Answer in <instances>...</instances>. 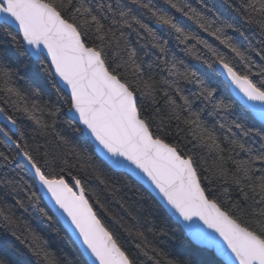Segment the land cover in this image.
<instances>
[{
    "label": "snow or ice",
    "instance_id": "6c2138e0",
    "mask_svg": "<svg viewBox=\"0 0 264 264\" xmlns=\"http://www.w3.org/2000/svg\"><path fill=\"white\" fill-rule=\"evenodd\" d=\"M163 4L168 9L151 0H0V97L13 112L26 113L39 135L47 137L51 129L57 138V150L47 147L52 140L30 150L15 116L0 107V135L17 150L11 158L0 151V160L18 161L33 180L28 184L21 177L19 185L6 177L0 180L5 195L15 201L9 204L0 197V224L21 243L31 238L29 249L37 264L55 261L46 242L35 243L40 238L34 232H20L16 210L28 211L30 206L51 219L38 207L43 199L38 193L47 195L71 222L94 264H143L140 256L160 264L156 258L160 253L150 248L143 232L125 229L139 241L137 251H132L99 218L86 197L83 178L72 170L90 168L89 178L104 184L101 170L86 150L71 146L56 131L60 109L53 106L49 125L36 116L42 109L35 102L31 109L26 104L21 108L28 93L40 95L31 85L23 90L17 86L24 79L19 74L21 65L38 66L34 78L41 72L49 78L58 99L83 128L73 126L71 119L66 122L94 141L96 158L142 174L197 243L215 248L226 264H264V63L257 64L251 55L264 62V47L257 50L249 42L242 49L229 35L237 33L249 40L247 26L264 37V0H227L235 14L231 20L205 0H199L198 8L188 0H163ZM133 34L138 47L129 39ZM9 48L15 49V60ZM149 54L156 58L147 64L146 74L143 57ZM189 58L211 70L206 75L217 87L189 67ZM185 85H195L197 91L185 94ZM221 85L233 86L237 95L219 98ZM197 101L211 105L209 115L219 117L222 136L202 119L205 109L193 107ZM171 121L177 122L183 147L164 138L172 135L164 132ZM60 145L68 147L61 151ZM197 151L207 156L197 159ZM213 183L233 187L241 199L225 207L228 201L219 200V188H213ZM96 204L104 208L98 198ZM0 264L7 262L0 259Z\"/></svg>",
    "mask_w": 264,
    "mask_h": 264
},
{
    "label": "trees",
    "instance_id": "16d2710c",
    "mask_svg": "<svg viewBox=\"0 0 264 264\" xmlns=\"http://www.w3.org/2000/svg\"><path fill=\"white\" fill-rule=\"evenodd\" d=\"M95 2L96 0H93V3ZM151 2L156 4L158 7L168 9V6L163 4V0H151ZM188 2L193 7H199V0H188ZM205 3L227 19L231 20L232 16L235 15L228 9L227 0H205ZM169 11L171 10L169 9ZM145 22L148 21L145 20ZM245 30L249 40H244L237 33L229 32V35L233 36L234 42L239 44L242 49L247 48L249 42H251L252 46L257 50L264 47V43H262L264 42V37L259 34L258 29L254 27L248 28L246 26ZM205 38L208 39L210 43L218 45V42L214 41L211 37H207L205 35ZM129 39L133 42V47H138V45L135 44L136 38L134 34L131 35ZM219 47H221L222 51H227L226 49H223L222 46ZM9 51L15 60V49L9 48ZM177 54L183 57L182 52H178ZM251 55L257 64L264 63L258 56L255 55V53H251ZM155 58L156 56L153 54L143 57L145 62L144 71L146 74L149 71L147 69V64L152 63ZM186 62L192 70L197 71L199 75L211 84V86L217 87V84L208 80V76L206 75V73L211 70L200 64L199 61H195L190 58L186 59ZM18 63L19 61H17L13 66L15 67ZM36 67L32 65H29L28 68H24L22 65L20 66L19 74L23 76L24 79L18 80L17 86L23 90L28 85H31L32 88L38 90L40 93L38 97L28 93L27 99L23 101L20 106L23 108L26 104L28 108L31 109L32 103L35 102L39 105V108L42 109V111H36V116L40 118L41 121L49 125H51L53 120V117L49 115L53 106L60 109V115L55 117L56 131L65 136L71 142V146H75L81 151H87L88 155L92 157V162L95 163L101 170L103 174L102 178L106 183L102 184L94 178L90 179V168L87 172L77 169H73L72 171L74 174L83 178L86 189V197L90 199L91 203H93L94 208L102 222L118 235L120 242L132 251H137L135 244L139 241L135 239L134 235L129 236L128 232L125 231V229H131L133 234H135L136 231L144 233V236L149 242L150 248L155 247L160 253V255L156 257L159 259L160 264H168V261L170 260L177 261L179 264H184L186 261L191 262V264H223L213 255V253L192 244L185 236L182 229L172 221L165 210L145 188L128 175L114 171L106 163H101V161L96 158L97 154L93 151L94 148L85 136L81 133L73 131L72 127H70L66 122L70 120V118L66 115L68 105L64 103L63 100L58 99V93L52 87L49 78L43 72L39 74L38 78L33 77V72L36 71ZM253 70L255 71V69ZM218 80L223 81L221 77H219ZM185 88V94L197 91L195 85H185ZM230 95L231 93L228 86L224 87L221 85L218 87L217 96L219 98L227 99ZM147 106L149 109L147 114L150 115L152 105L148 104ZM0 107H4L10 112V114L15 116L18 125L25 134V140L31 146L30 150L35 149L38 144L42 146L46 145V140L53 141V143L51 145H47V147L52 150H57V138L51 133V129H48L50 134L47 137L41 136L38 134L39 130L37 129L35 123L28 119V115L22 111L13 112L12 106L10 104L3 103L2 97H0ZM193 107L197 109L203 107L205 110L202 113V119L208 127L215 128L217 135L222 136L224 130L219 128V123L217 122L219 117L209 115L211 105H207V107H205V104L197 101ZM239 111L240 109L238 108L237 112ZM220 115L223 116L224 113L221 112ZM232 118L233 117H228L229 120ZM165 121H167L166 116ZM170 123L171 128H165L164 132L167 133L170 131L172 135H165L164 138L168 142L179 143L183 147L184 140L180 135H177V122L171 121ZM249 123H251V121H249ZM255 123L257 128H259L260 122L256 120ZM72 124L73 126H78V124L73 120ZM0 126H3V124L0 123ZM180 127H183V125L181 124ZM34 129H36L35 132ZM153 130L155 131V127ZM225 134L230 135L229 133ZM85 140L87 143H85ZM21 143L23 144L24 141H21ZM9 145L10 144L4 142V137L0 135V151L5 152V154L9 155L11 158L16 154L17 150L15 147ZM258 146V144L254 145V147ZM67 147L68 146L60 145L59 150H66ZM40 155H43V151L40 152ZM201 155L207 156V153H201L199 151L196 152L197 159H199ZM209 163H211V160H209ZM5 177L9 180L16 181L17 185L21 182V177L23 178V181H26L28 184H33L30 174L25 171L23 165H20L16 160H13L12 163L0 160V180ZM212 187L219 188L216 192V196L222 203L224 201H228V204H226L225 207H230L231 204L241 199L235 189L229 185H224L222 183L217 185L216 183H213ZM224 188L228 189L227 192L223 191ZM33 190H35V186ZM5 192L6 189L4 185L0 183V197L4 198L7 203L14 205L15 201L12 196L5 195ZM20 195L22 196L23 193ZM38 195H40V193H38ZM97 198L103 203V209L99 204H96ZM38 207L43 208L51 219H47L46 217L40 215L38 211L30 206L28 211L17 209L16 215L19 217L17 226L20 232L26 234L30 229L40 238V240L35 243L43 244L46 242L47 250L52 254L55 264H88L80 250L77 248L58 219L54 216L52 211L45 204L43 199L40 201ZM239 215L245 219L248 218L245 213H239ZM117 220L120 222L117 223ZM149 229H151V231H149ZM0 241H4V243L0 245V259L6 261L7 264H37V258L29 249V244L33 243L31 238L29 241L21 243L16 240L15 237H12L10 232H7L4 226L0 224ZM149 255H154V253L149 251ZM140 260L143 264H152V261H149L144 256H140Z\"/></svg>",
    "mask_w": 264,
    "mask_h": 264
},
{
    "label": "water",
    "instance_id": "95a60500",
    "mask_svg": "<svg viewBox=\"0 0 264 264\" xmlns=\"http://www.w3.org/2000/svg\"><path fill=\"white\" fill-rule=\"evenodd\" d=\"M222 79L224 80V78L222 77ZM226 83V82H225ZM61 87H63V85H61ZM228 89L231 93L232 96H236L237 92L234 89L233 86L228 85ZM65 92H67V89L64 90ZM66 115L68 118H70L71 120H73L74 122H76L78 124V120L75 118V114L74 113H69L66 110ZM258 122H260L257 119ZM1 124H3L2 121H0ZM261 123V122H260ZM79 127L83 128L82 125H79ZM9 127H11L9 125ZM85 138L88 140V142L92 145L93 148H95V143L94 141H92L90 138H88L86 135H84ZM5 139V138H4ZM8 144H11V142H7ZM13 147H15L14 145H11ZM95 153L98 156V152L95 151ZM104 163H106L111 169H113L114 171L117 172H121L124 173L126 175H128L129 177H131L134 181H136L138 184H140L142 187H144L149 193L150 195L159 203V205L165 210V212L168 214V216L172 219V221L174 223H176L178 225V222L176 220V218L171 214L170 210L167 208L166 204L162 201V199L160 198V196L158 195V193L156 192V190L154 189V187L150 184V182L147 181L146 178H144L142 176V174H137V172L135 171H129V169L127 168H117L114 167L113 165H111L107 160H104ZM30 174V172H28ZM31 175V174H30ZM43 196V200L45 202V204L48 206V208L52 211V213L54 214V216L58 219V221L61 223V225L63 226V228L66 230V232L68 233V235L71 237V239L73 240V242L75 243V245L77 246V248L80 250L81 254L83 255V257L85 258V260L87 261L88 264H94V258H92L86 251L84 245L82 244V241L79 238L78 233L76 232L74 226L71 225V222L67 219V217L55 206L54 202H52L47 195L40 193ZM182 231L184 232L185 236L189 239V241L194 244L195 246L208 250L211 253H213V255L223 264H226L224 258L222 256H220L217 252L215 248H209L205 245L199 244L197 243L191 235H189V233L187 232L186 229H184L182 224L178 225Z\"/></svg>",
    "mask_w": 264,
    "mask_h": 264
},
{
    "label": "bare ground",
    "instance_id": "6f19581e",
    "mask_svg": "<svg viewBox=\"0 0 264 264\" xmlns=\"http://www.w3.org/2000/svg\"><path fill=\"white\" fill-rule=\"evenodd\" d=\"M221 79H222V77H221ZM223 80V79H222ZM31 176V175H30ZM144 188V187H143ZM41 195V194H40ZM44 201V200H43ZM208 251V250H207ZM210 252V251H209ZM87 262V261H86Z\"/></svg>",
    "mask_w": 264,
    "mask_h": 264
}]
</instances>
